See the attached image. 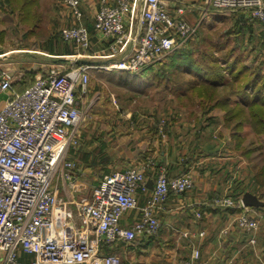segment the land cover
<instances>
[{"label": "built area", "instance_id": "2783aa9c", "mask_svg": "<svg viewBox=\"0 0 264 264\" xmlns=\"http://www.w3.org/2000/svg\"><path fill=\"white\" fill-rule=\"evenodd\" d=\"M200 1L203 16L224 8L243 10L248 19L264 24V0ZM62 2L80 18L78 0ZM177 13L170 11L165 0H100L94 27L114 38L112 54L123 53L107 64L94 66L138 74L162 61L196 31L183 18V7L177 8ZM60 38L84 47L90 40L82 24L62 28ZM94 66L50 70L22 91L8 94L0 104V264H121L118 254L100 253L102 244L130 242L139 234L156 235L161 227L157 210L164 200L193 185L190 175L169 176L165 166H159L139 216L124 226L122 215L137 207V193L148 188L145 167L152 160L141 167L112 171L93 185L72 172L76 162L67 157V151L77 144L87 114L81 99L88 91L89 71ZM11 82L0 72V93L11 89ZM57 175L72 192L91 188L90 199L58 196L53 184ZM211 206H236L235 223L244 230L253 231L259 225L258 218L246 213L248 206L241 197L236 202L228 195L216 196ZM74 215L84 221L83 229L71 222ZM249 241H254L253 236ZM21 252L33 258L23 260ZM180 264L204 263L195 248ZM226 264L237 263L229 260Z\"/></svg>", "mask_w": 264, "mask_h": 264}, {"label": "crops", "instance_id": "0c3cea01", "mask_svg": "<svg viewBox=\"0 0 264 264\" xmlns=\"http://www.w3.org/2000/svg\"><path fill=\"white\" fill-rule=\"evenodd\" d=\"M109 1L112 3L114 0ZM165 1L170 11L175 15L178 14L177 8L183 7V18L196 28L191 38L163 58L161 62L167 64L172 63L175 57H182L185 52L198 47L203 36L211 35L215 46L224 41L236 42L234 37L236 26L245 21L244 17H246L243 10H236V13H233V9L226 8L213 10L203 16L199 7L200 0ZM48 2L47 10L50 9L52 15L50 16L51 24L50 20L45 18L48 16L47 14L41 18L37 16L38 12L33 11V8H31L34 14L33 18L29 23L22 22L20 11L13 10L7 0H0V43H5L7 39L8 23L11 19L15 20L12 28L19 37L17 47L0 48V72L7 74L12 81L11 89L7 91V95L22 91L27 83L37 77L44 76L50 70L65 71L81 64L104 65L121 57L123 53L121 51L112 54L111 45L114 38L104 35L94 27V17L100 0H78L81 11L79 19H76L69 5L59 0H55V2L48 0ZM247 20L245 22L248 30L241 44H249L253 40V42H258L259 46L260 34L263 30L262 23L254 19L258 26L253 24L251 26L249 22L254 21ZM218 21H230L231 27L223 30L224 34H217L216 30L212 29ZM40 24L44 25L42 30L47 28L44 35L42 31H39ZM78 24L84 25L88 30L90 40L86 47L74 42H65L60 38L62 28ZM35 25L38 27L34 28ZM46 25L48 27H45ZM33 34L38 39L27 44L25 39L28 35ZM126 49H129V45ZM223 52L224 50H219L217 54L222 55ZM11 53H18V59L9 60L8 57ZM95 66L93 68H97ZM150 68L152 66L147 70L148 77H152L154 74ZM170 71H172L171 80L164 81L166 84L162 82L160 85L164 87L169 85L168 89H174L177 94H179L178 88L173 86V73L177 76L181 75V77L186 75L184 80L190 82L189 85L183 82L185 85L184 88L182 87V91L191 90L192 84H208L204 77L205 69L203 67L200 69L192 66L179 67L177 70ZM98 72L99 76L113 88L112 91L115 94L110 92L109 95L106 94L102 97L103 91L106 89L105 85L101 89L100 85H93L94 82L89 80L88 91L83 94L81 99L82 106L87 109L89 114H86L82 121L77 144L69 147L67 151V157L76 162V168L72 172L93 185L112 171L125 170L130 166L141 167L144 162L152 160L151 165L145 167L148 188L137 193V207L125 211L122 215L120 222L124 226L130 225L139 216L140 206L151 192L159 166H165L170 176L186 173L193 179L190 189L182 194H169L164 200L162 208L157 210L161 227L156 235L139 234L133 242L120 240L115 243L114 251L119 255L121 264H180V261L190 256L191 251L195 248L199 250L200 258L204 264H226L229 260H233L237 264H264V228L261 226L247 234V230L239 228L233 222L237 212L234 215V212H227L224 208H214L210 203L211 196L215 192L222 194L223 189L227 190L228 186L232 185V180L222 184L223 179L220 177V172L222 174L225 171L223 173L225 177L229 172L220 159L224 157L227 159L225 161L229 163L232 161L229 159L234 158L232 157L233 153L226 149L225 144L223 152L210 155L211 153L208 151L212 150L211 140L206 143L203 139L206 130L209 131L212 128L213 131L216 130L217 121L223 119V110L218 107L209 109L219 110L222 114L218 115L210 114L208 110L203 112L202 104L206 105L211 101H206L202 96L198 97L194 94L199 99L197 101L201 113L192 118L184 115L176 121H168L166 127L162 129L163 121L157 118L156 112L151 111L152 115H140L138 113L139 106L136 105V107L132 104L136 97L133 95L139 94L143 87L140 90L136 87L133 92V89L128 91L120 85L111 84L113 72L122 74L123 72L120 70L107 71L100 68ZM132 75L129 73V77ZM116 80L118 79L116 78ZM148 84L158 85L153 81ZM221 87L223 86L220 85L217 89ZM120 88L125 92L118 90ZM227 91L224 86L223 94ZM120 92L126 93V95L122 97ZM187 95L177 99L185 103L183 101L190 99ZM94 97L97 99L95 104ZM237 99V95L232 96L231 103ZM173 102L172 99H164L163 107L174 105ZM94 107L104 108L105 112L96 114ZM106 107L111 109L115 107V110L108 111ZM174 111L176 109L170 108V113ZM208 117L215 119V126L209 124L205 128L199 129V123ZM190 122L192 123L190 124ZM53 184L56 187V194L62 198L80 201L90 199L91 188L82 193L72 192L59 175L54 178ZM246 193L255 196L244 192V194ZM71 206L75 210V206L73 204ZM254 206L256 205H248V209ZM259 207L264 208V204ZM71 222L80 230L85 227L84 221L76 215L73 216ZM252 236L253 242L249 241ZM20 258L29 260L33 258V255L21 252Z\"/></svg>", "mask_w": 264, "mask_h": 264}, {"label": "trees", "instance_id": "16d2710c", "mask_svg": "<svg viewBox=\"0 0 264 264\" xmlns=\"http://www.w3.org/2000/svg\"><path fill=\"white\" fill-rule=\"evenodd\" d=\"M7 1L9 2L13 10L20 11L21 21L29 23V21L34 16L31 8L33 6V3H35L37 0ZM246 24L247 23L245 21H242L236 26L234 37L236 38L237 44H241L243 38L246 36L245 33L248 30ZM249 24L257 25L256 20L251 23L249 22ZM261 27L263 28V30H261L260 34V47L264 46L263 23ZM227 42L229 43L230 41H224L215 46L211 35L203 36L202 42L198 43V47L194 48V50L185 52L184 54H182V57H175L172 63H161L159 67H163H158L159 69L157 70V72L152 75L153 78L148 77V67L146 68V70L135 75H132L130 72L127 73V71H121L123 72L122 74H120L119 72H113V78L110 83L120 85L121 87L126 88L128 91L130 89H133L134 92L136 87L138 88V90H140L142 87L146 86L152 81L160 85L164 81L171 80L172 71L170 70L172 69L177 70L179 69V67L187 68L191 66L200 69L203 67L205 69L204 77L207 80L208 84L206 85L198 83L192 84V86L190 87L191 91L194 94H196L197 96H202L206 101H211L206 105L202 104V111L204 112L214 107H218L223 110L224 114L222 121L226 127L231 128V130L233 131V136H236L239 144H241V142L243 141V137L242 135H237V133L242 130V127L245 124L249 125L250 131L256 139L254 140V142L256 141L255 143L256 145H258V149H261L263 151V162L260 165L259 170L257 172H253L248 168L247 171L250 175V178L248 179L249 181H245V183L244 180H241L240 178L235 177L234 179H232L231 190L236 196L238 190H241V188H251V191L253 193H257L260 199L264 201V72L261 70V63L257 65L248 64L246 61H244L245 58L241 57L240 54L234 53L235 48H230L220 56L217 55L216 50L222 51L223 48H225V43ZM129 73L132 75L131 77H129ZM116 78L118 80H116ZM30 83L31 82L27 83L25 87H27ZM164 83L166 84V82ZM220 85L223 87L225 86L226 90L228 91L217 96V87ZM234 95H237L238 99L235 100V102L231 103V98ZM209 124L215 126V119L211 117L206 118L203 122L199 123V129L205 128ZM213 132V128L209 131L206 130L203 134V139L206 143L208 142V140H211L212 150L208 152L211 153L210 155H217L218 153L224 151L225 142L221 139V135L219 132L218 135ZM254 149L255 148H249L242 153L245 154V156H249L254 151ZM216 195L221 196L228 194H219L218 192H215L211 196L210 200L212 201L214 196L216 197ZM235 198L236 199H232L237 202L239 199L238 197ZM222 208L231 213L238 211V208L236 206ZM134 240H136V238H134L130 242H133ZM115 243L116 242L103 243L100 249V253H115Z\"/></svg>", "mask_w": 264, "mask_h": 264}, {"label": "rangeland", "instance_id": "374dc122", "mask_svg": "<svg viewBox=\"0 0 264 264\" xmlns=\"http://www.w3.org/2000/svg\"><path fill=\"white\" fill-rule=\"evenodd\" d=\"M55 2V0H53ZM60 2H62V0H59ZM48 0H37L35 3H33V11H35L36 13L38 12L39 17H43L46 14L48 16H46L45 18L50 20V24H51V17L52 16L50 14V9L47 10L48 8ZM236 10L233 11V13ZM246 16V13H245ZM245 21H248L247 16L244 17ZM247 18V19H246ZM250 20V19H249ZM10 22L8 23V29H9V33L7 36V39L5 40V43L1 42L0 43V48H15L17 47V45H19V37L18 34L15 33V30H13L12 26L14 25L13 23L15 22V20L11 19L9 20ZM252 21V20H251ZM254 21V20H253ZM231 22H221L218 21V23L213 25V29L212 30H216V33H220V34H224L225 31L228 27H231ZM39 31L43 32V35L47 32V28L42 30V27H44L43 24L39 25ZM258 26V25H255ZM11 27V29H10ZM38 26L35 25L34 28H37ZM45 27H48V25H46ZM27 28V27H26ZM258 29V28H257ZM42 37V35H39V37ZM36 35H28L27 38L25 39V41H27V44H30V42L36 40ZM38 39V38H37ZM225 48H223L224 52H226L227 50H229L230 48H235L234 53L235 54H240L241 57L245 58L244 61H246L248 64L250 65H257L259 63H261V70L264 72V46H262L261 48L258 46V42H253V40H251L249 42V44H237V42H229L227 43L225 46ZM243 48V50H242ZM222 50V51H223ZM223 52V54H224ZM219 53L216 52V54ZM248 55H247V54ZM18 53H11L10 56L8 57L9 60H17L18 59ZM197 55V54H195ZM218 55V54H217ZM220 56V55H219ZM163 63V62H157L156 64L152 65L151 71H154L153 73L157 72V70L160 67L159 65ZM159 67V68H158ZM158 68V69H157ZM92 69V70H91ZM90 70V78L89 80H92L93 85H100L103 89L104 85L106 87V89L103 91V95L102 97H104V95H109L110 92H112L113 94H115L112 89L110 87V85L107 84V81L105 82L104 79L99 76V72L98 69L100 68H91ZM173 79H174V87L178 88V93H176V91L174 89L169 90L168 86L164 87L163 85H157V84H148L145 87H143L139 94H134L133 96H136L134 101H132L134 106H139L138 108V113L141 114H147V115H152L151 111L156 112L158 114L157 118L162 122V129H164L167 125L168 121H176L177 119H180L182 116L184 115H188L191 118L194 115H198L201 113V109H200V105H198V101H197V96L194 95V93L187 89L186 91H182L184 88L183 82H186L187 85H189V81L184 80V77L186 75H183L181 77V75H176L175 73H173ZM155 83V82H154ZM181 86V87H180ZM183 87V88H182ZM223 88L221 87L220 89H217V93L216 95H221L223 93ZM122 92L123 91L122 88L118 89ZM188 91V93H186ZM192 93V95H190ZM121 96L124 97L126 95V93H121ZM185 94V95H183ZM186 94H188L187 96L190 98L188 100H185L182 103V101H180L177 98H183L184 96H186ZM7 95V92H2L0 94V101L2 102V99H4ZM196 96V97H193ZM199 97V96H198ZM94 104L96 103L97 99L96 97H94ZM164 99H172L174 102L173 104H170L169 107L164 106ZM90 100V99H89ZM192 102H191V101ZM199 100V99H198ZM88 102V101H87ZM93 104V105H94ZM197 104V105H196ZM92 105V107H93ZM96 106V105H95ZM136 106V107H137ZM95 108V112L96 114H99L101 112H105L104 108H99V107H94ZM170 108H174L176 109V111L171 112L170 113ZM106 109L108 111H112L115 110V107H113L112 109L110 107H106ZM103 110V111H102ZM208 112H210V114L213 115H218L221 112H219V110H208ZM174 113V114H173ZM89 114V112L87 113ZM177 114V115H176ZM209 114V115H210ZM222 114V113H221ZM178 116V117H177ZM221 116V115H219ZM165 121V122H164ZM192 122H190L191 124ZM194 123V122H193ZM218 129V130H217ZM218 131L220 133V137L221 139L225 142L224 144H226V149L233 153L232 157H234L233 159H229L232 160L229 163L226 162L224 157H222L220 159L221 162H224V165L227 167V171L229 172V174L225 177V175H223V173H225V171L220 172V177L223 179L222 184L225 183V181H230L232 180L234 177L236 178H240L241 180L245 181H249L248 179L250 178V175L248 174V168L250 170H252L253 172H257L259 170L260 165L263 162V151L261 149H258V145H256V141L254 142L255 137L254 135H252L249 125L245 124L242 127V130L237 133V135L243 137V141L241 142V144L238 143L236 136H233V131L231 130V128H228L224 125L223 121H217V125H216V130L214 131L216 135H218ZM214 136V135H213ZM254 149V151L251 153V155L249 156H245V154H243L242 152L245 151L246 149ZM234 161V162H233ZM227 178V179H226ZM226 179V180H225ZM232 187L228 186V189L225 190L223 189L222 194H228L231 198L236 199L235 197H238V199L241 196V194H244V192H249L250 194H254L256 199L260 202V204L258 203L256 206L254 207H249V209H246V213L249 214L252 217H256L259 220V225L257 228H264V208H260L259 205L264 204V201L260 199L259 195L257 193H253L251 191V188H241V190H238L237 195L235 196L232 192V190H230ZM261 189V188H260ZM224 191H226V193H224ZM218 196V195H216ZM215 197V196H214ZM212 202V201H211ZM220 209L222 207H219ZM263 209V210H262ZM259 214V215H258ZM235 215V212H234ZM260 216V217H259ZM235 218V217H234ZM233 218V222H235V219ZM246 233L248 234L249 231H246Z\"/></svg>", "mask_w": 264, "mask_h": 264}, {"label": "water", "instance_id": "95a60500", "mask_svg": "<svg viewBox=\"0 0 264 264\" xmlns=\"http://www.w3.org/2000/svg\"><path fill=\"white\" fill-rule=\"evenodd\" d=\"M241 199H242V202L246 205V206H248V205H257L258 203L260 204V202L256 199V197L255 196H251V195H249V194H244L242 197H241Z\"/></svg>", "mask_w": 264, "mask_h": 264}, {"label": "bare ground", "instance_id": "6f19581e", "mask_svg": "<svg viewBox=\"0 0 264 264\" xmlns=\"http://www.w3.org/2000/svg\"><path fill=\"white\" fill-rule=\"evenodd\" d=\"M120 71H124V70H120ZM139 73H141V72H139ZM139 73H138V74H139ZM131 74L135 75V73H131Z\"/></svg>", "mask_w": 264, "mask_h": 264}]
</instances>
